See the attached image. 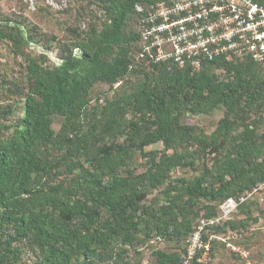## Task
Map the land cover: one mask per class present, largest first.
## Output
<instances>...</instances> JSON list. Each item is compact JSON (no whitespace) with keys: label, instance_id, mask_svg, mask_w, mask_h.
<instances>
[{"label":"trees","instance_id":"obj_1","mask_svg":"<svg viewBox=\"0 0 264 264\" xmlns=\"http://www.w3.org/2000/svg\"><path fill=\"white\" fill-rule=\"evenodd\" d=\"M155 1L89 0L100 22L87 25L58 65L25 56L22 114L0 139V264H16L22 244L33 264H117L150 237L183 246L153 250L146 264H179L200 219L215 217L225 199L264 182V117L248 122L251 114L264 113L260 68L247 58L205 62L198 71L134 62L138 36L127 24L133 18L136 26L135 5ZM0 41L23 56L31 43L22 25L1 17ZM219 68L227 79L215 74ZM134 77L138 82L130 85ZM96 84L108 87L109 98L91 106ZM219 109L223 117L209 136L180 124L183 114ZM54 118L61 120L57 131ZM158 143L164 153L144 172L127 168L133 152L145 154ZM195 161L201 162L197 176L170 180L172 171L191 169ZM259 192L236 212L249 213ZM231 216L208 235L246 231L245 222ZM217 242L224 243L210 240L208 264Z\"/></svg>","mask_w":264,"mask_h":264},{"label":"rangeland","instance_id":"obj_2","mask_svg":"<svg viewBox=\"0 0 264 264\" xmlns=\"http://www.w3.org/2000/svg\"><path fill=\"white\" fill-rule=\"evenodd\" d=\"M99 16V12L90 5L89 0H0L1 20L22 25L27 38L31 41L22 50L24 56L14 51L8 42L0 41V139L6 135V128L11 129L22 114L21 95L28 85L25 56L41 57L45 66L55 67L60 63L58 56L66 53L73 44L80 41L87 25L98 24L101 18ZM126 30L135 31L133 18L129 20ZM72 54H76V50H73ZM215 74L221 79H227V74L222 68L217 69ZM135 81L138 82L137 77L132 78L129 84L133 85ZM130 85L124 87V92L130 90ZM120 93L122 92H118V95ZM108 94L106 85L96 84L90 93V105L93 106L96 100L109 98ZM259 114H251L248 122L251 120L260 122L264 113ZM222 117L221 109L207 116L183 114L180 117V124L193 128V133L209 136ZM60 123L59 118H54L52 128L57 131ZM259 130L263 132L264 127L259 126ZM109 143L111 140L104 142L106 145ZM163 150L164 146L158 143L146 147L143 151L145 154L135 151L127 168L133 173L144 172L149 165V160L161 158ZM200 167L201 162L195 161L191 169L174 170L170 173V180L181 177L191 179L198 175ZM60 175H58L59 180ZM160 190L147 193L142 203L148 204L149 200L157 196ZM259 193L248 204L249 213L242 214L235 211L231 216L232 222H245L246 231L240 229L238 232L231 231L222 235L224 243L217 242L214 245L210 264H264V188ZM195 220L197 218H194L192 222L195 223ZM227 244L245 252L246 258L232 252ZM182 246L183 244L174 240H157L150 237L136 246L140 248L137 253H134L132 248L127 249V255L117 264H143L152 257L153 250L173 252L178 251ZM21 248L22 253L16 264H33L34 257L29 247L22 244Z\"/></svg>","mask_w":264,"mask_h":264},{"label":"built area","instance_id":"obj_3","mask_svg":"<svg viewBox=\"0 0 264 264\" xmlns=\"http://www.w3.org/2000/svg\"><path fill=\"white\" fill-rule=\"evenodd\" d=\"M134 10L138 36L134 62L198 71L205 62L247 58L264 77V0H156L135 5ZM263 188L264 182L258 183L236 198H227L215 217L200 219L184 241L179 264H208L210 240L223 241L208 235V228L229 220L240 204ZM227 246L246 258L245 252Z\"/></svg>","mask_w":264,"mask_h":264}]
</instances>
